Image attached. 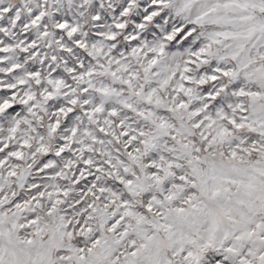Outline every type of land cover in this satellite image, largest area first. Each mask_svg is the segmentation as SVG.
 <instances>
[{
	"label": "snow or ice",
	"instance_id": "snow-or-ice-1",
	"mask_svg": "<svg viewBox=\"0 0 264 264\" xmlns=\"http://www.w3.org/2000/svg\"><path fill=\"white\" fill-rule=\"evenodd\" d=\"M0 264H264V0H0Z\"/></svg>",
	"mask_w": 264,
	"mask_h": 264
}]
</instances>
